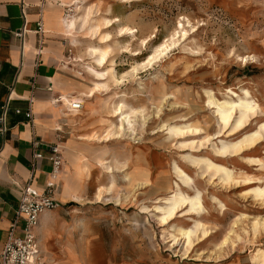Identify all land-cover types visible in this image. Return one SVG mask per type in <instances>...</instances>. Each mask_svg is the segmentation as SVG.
I'll return each instance as SVG.
<instances>
[{"label": "rangeland", "instance_id": "374dc122", "mask_svg": "<svg viewBox=\"0 0 264 264\" xmlns=\"http://www.w3.org/2000/svg\"><path fill=\"white\" fill-rule=\"evenodd\" d=\"M73 5H94L96 20L119 22L102 30L113 40L115 78L96 99H86L82 114L62 122L70 130L64 146L79 159L67 167L71 156L61 151L59 185L69 188L70 197L60 216L77 235L100 236L117 262L259 264L264 196L252 190L260 183L264 188V0H73ZM75 6L63 7L65 16L59 17L81 16ZM122 27L135 29L136 37H118ZM70 38L64 61L70 64L67 75L77 81L69 92L78 96L94 87L88 68L101 71L87 54L100 45L82 30ZM163 44L170 45L165 55L148 65ZM79 56L82 62H75ZM119 102L136 111L121 132L120 118L110 114ZM241 110L249 115L246 126L236 129ZM189 128L182 136L175 133ZM224 144L236 148L225 156L219 152ZM209 163L224 167L233 180L214 168L206 171ZM178 193L200 198L198 215L188 214L187 204L162 226L155 208L180 199ZM197 223L189 247L180 232Z\"/></svg>", "mask_w": 264, "mask_h": 264}, {"label": "crops", "instance_id": "0c3cea01", "mask_svg": "<svg viewBox=\"0 0 264 264\" xmlns=\"http://www.w3.org/2000/svg\"><path fill=\"white\" fill-rule=\"evenodd\" d=\"M59 15L65 16L60 0H0V118L9 104L5 134L1 133L0 122V252L33 173L34 186L41 192L52 181L50 147L58 145L72 157L67 167L79 159L64 146L70 130L62 123L64 118L78 115L56 101L74 96L69 90L77 83L65 68L71 38L60 23L65 17ZM19 32H24L23 38L17 36ZM29 111L31 118L26 116ZM62 111L69 114L64 117ZM35 143L42 159L34 169ZM59 174L54 193L61 207L40 216L35 233L43 259L37 264H137L115 261L100 236L77 235L71 229L72 225L60 216L70 191L60 188Z\"/></svg>", "mask_w": 264, "mask_h": 264}, {"label": "bare ground", "instance_id": "6f19581e", "mask_svg": "<svg viewBox=\"0 0 264 264\" xmlns=\"http://www.w3.org/2000/svg\"><path fill=\"white\" fill-rule=\"evenodd\" d=\"M81 1L83 2V0H81ZM122 1H125L128 3L129 0H122ZM60 2H61V6H63V7H74L75 6V5H73V0H60ZM96 9H98V8H96V6H94V5L89 6V7H84V8L82 7V5H76L74 11L80 13L81 16H79V17L68 16V17L62 18L60 20V23H61L62 27L64 28V31L67 35L72 36L77 31L82 30V31L86 32V34L89 36V38L91 40H98L99 45H100L98 48L91 46L92 48H89L87 50V54L89 55V57H91V59L94 60V64L96 66V69L98 67L101 70V71H99V70H95L94 68H88L89 74L94 79V87L90 88L87 92H82L78 96H71V95L70 96H62L63 103H60L61 107L63 106L66 108V106H68L72 100H79L83 104V108L80 111L73 112V113L70 111L72 114L78 115V116L80 114H82L85 110L86 99H91V100L96 99L98 96V93H100L102 90H108L109 86H108L107 82H109V80L111 78H113V79L115 78L114 77V73H115L114 72V65L115 64H113V61H110V57H111V53H112V48L110 46V42L113 40L111 39L110 34H104L102 30L112 28L116 22H119V20L116 19L115 21H112V20H109L106 18L96 20L95 19L96 18L95 15L97 14ZM136 32L137 31L135 29L122 27L118 32V37H120V38H122V37L135 38ZM76 43H77V41H73L74 47L76 46ZM174 43L175 42H172V45H174ZM169 47H170V45H166V44L159 46L156 49L155 53L149 58L148 65L153 64V62L157 61L159 58H161L163 55H165V53ZM132 53H133L132 55H134V56L138 55V53L136 51H132ZM75 62H82L81 56L76 57ZM107 65H109V66H107ZM65 68L67 70L70 69V64L65 63ZM134 70L137 71L138 68H135ZM115 82L117 83L119 81L115 80ZM54 103H55V101H54ZM135 113H136L135 110H132V109L127 110L125 105H123L120 102L117 103L115 106L111 107L110 114L113 115L112 117H115V118L119 117L120 118V127L117 128L116 130H118L119 132L123 131L125 124L128 123L131 115H133ZM61 114H62V116L65 117L69 113H65L64 111H62ZM240 114H241V116L237 122L236 129H240V128L242 129V128H244V126H246L245 120L247 119V116L249 115V114H247L246 110H241ZM246 114H247V116H246ZM252 115H253V113H252ZM260 130H264V125L260 126ZM198 131H199L198 129H195L193 132L197 133ZM186 132H191V128H189L187 131L177 130L175 133L182 136ZM109 135H115V133L111 134V132H109ZM258 135H259V131L256 132L255 134H253L252 136L250 135V136L246 137L244 140V143L248 142V144H250V141L251 140L253 141V139L256 138ZM92 138L93 139L94 138L99 139V137L98 136L96 137V135L92 136ZM244 143H242V144H244ZM235 146L236 145L231 146V145L224 144L221 151H219V152H220V154H223L226 156L230 152V150H232V148H234ZM238 146H241V145H238ZM233 150H235V149H233ZM225 156H223V157H225ZM212 168L215 169L216 174L221 175L223 177V179H225L226 181L230 182L231 180H233L231 177L232 175L226 173L224 167L214 166L212 163H209L206 166V171H209ZM175 170H176V168H175ZM182 173L183 172L177 171L176 174H177L178 178L182 181L183 185L186 188H188L189 187V181L186 180L187 179L186 177H181ZM58 174L59 173H57V176H58ZM239 182H241V181L239 180ZM260 182L261 181L258 180L256 183L259 184ZM260 186H261V183H260L259 187L252 190L253 193L257 197H263L264 196V188H262ZM177 188H179V186H177ZM100 191H101V189H100ZM178 195H180V196L177 197V195H176V197H177V199L180 197V199L176 200L173 203H171V202L169 204L167 203L168 204L167 207H164V208L156 207L155 208L156 212L158 214H160L158 219H159L160 223L162 224V226H166L167 224L172 222L176 213L187 204L190 205V208L187 210V213L190 215H198L199 209H197V206L199 208V206L201 204L200 198L199 197H196V198L184 197L181 195V193H178ZM198 227H199V224L197 223L194 228L188 229V230H183L180 232V236L187 239V244L189 247H191L193 244L191 235L194 233V230L197 229ZM204 235H205V233H204ZM176 240H177V238H174V241H176ZM37 263H39V262H36L34 264H37ZM259 264H264V252L263 251L259 255Z\"/></svg>", "mask_w": 264, "mask_h": 264}, {"label": "built area", "instance_id": "2783aa9c", "mask_svg": "<svg viewBox=\"0 0 264 264\" xmlns=\"http://www.w3.org/2000/svg\"><path fill=\"white\" fill-rule=\"evenodd\" d=\"M17 36L23 38L24 32L17 33ZM56 101L63 103L62 97L57 98ZM8 106L7 102L4 107V114L0 118L2 134L7 132L6 113ZM68 106L71 112H78L83 108V104L79 100H72ZM26 116L31 118V111ZM41 159L39 144L35 143L31 163L34 169L37 161ZM49 161L52 163V181L46 185L45 190L41 192L34 186L35 175L33 173L22 191L18 209L8 231L7 242L0 252V264H34L41 260V249L35 233L40 216L46 211H53L61 207V203L55 198L54 193L57 173L62 170L64 164L63 155L58 145L50 147Z\"/></svg>", "mask_w": 264, "mask_h": 264}]
</instances>
